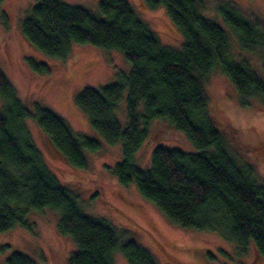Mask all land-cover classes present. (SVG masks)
Instances as JSON below:
<instances>
[{
  "label": "trees",
  "instance_id": "1",
  "mask_svg": "<svg viewBox=\"0 0 264 264\" xmlns=\"http://www.w3.org/2000/svg\"><path fill=\"white\" fill-rule=\"evenodd\" d=\"M164 5L182 32L181 49L163 45L128 0H101L97 13L62 0H38L22 22L24 35L53 58H67L72 44L114 48L132 63L128 75L99 88L85 87L75 103L110 144H122V160L111 170L117 181L134 184L171 221L184 228L218 232L240 247L252 245L264 257V181L254 165L243 164L231 146L233 134L213 115L205 83L215 68L226 74L241 95L264 101V80L249 61H236L225 30L205 17L207 0H146ZM217 10L246 49L264 48V30L245 16L235 0ZM39 73L52 74L45 62L29 60ZM127 90L126 123L116 116ZM0 232L17 224L32 230L30 209L58 210V228L76 249L69 264H113L120 251L128 264H158L152 252L133 239L120 238L105 218L87 214L77 196L51 171L28 129L35 118L68 162L87 166L84 149L99 143L77 136L69 123L39 103L28 105L0 68ZM165 120L180 131L191 150L156 144L145 165L141 152L155 133L151 124ZM5 264H36L21 251Z\"/></svg>",
  "mask_w": 264,
  "mask_h": 264
},
{
  "label": "rangeland",
  "instance_id": "2",
  "mask_svg": "<svg viewBox=\"0 0 264 264\" xmlns=\"http://www.w3.org/2000/svg\"><path fill=\"white\" fill-rule=\"evenodd\" d=\"M38 0H0V68L13 82L18 95L32 106L39 103L61 117L79 136L99 143L96 150L84 149L85 168L71 165L52 138L35 118L26 120L37 147L43 153L51 171L78 198L89 215L105 218L119 232L120 238L133 239L149 249L158 264H264L252 245L242 248L216 231L184 228L171 221L153 202L144 198L134 184L121 185L110 169L122 160V144H108L93 128L88 115L75 103V97L85 87L99 88L115 82L118 75H128L132 63L114 48L91 44H72L71 54L53 58L37 49L24 35L22 20L29 15ZM97 13L101 0H62ZM137 15L156 33L166 46L181 49L185 38L169 17L164 5L151 7L146 0H128ZM245 16L257 19L264 30V0H235ZM225 0H207L201 13L219 24L226 32L230 53L236 60H247L251 69L264 80V48H244L217 10ZM45 62L52 74L39 73L29 60ZM213 115L230 134L231 146L243 164L255 166L264 181V101L242 97L230 78L215 68L205 83ZM120 101L116 116L126 123V98ZM2 99L0 97V105ZM155 133L145 144L141 160L150 162L156 144L191 150L185 136L165 120L151 124ZM27 219L32 230L20 224L0 232V264H5L14 251H21L36 264H69L76 249L70 236L60 233V212L50 207L42 211L30 209ZM113 264H128L120 251L112 254Z\"/></svg>",
  "mask_w": 264,
  "mask_h": 264
}]
</instances>
